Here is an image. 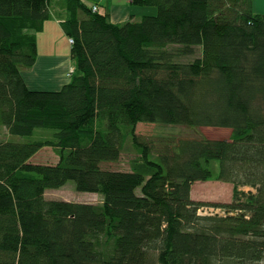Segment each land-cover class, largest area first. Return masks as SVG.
I'll return each mask as SVG.
<instances>
[{
  "label": "trees",
  "instance_id": "obj_1",
  "mask_svg": "<svg viewBox=\"0 0 264 264\" xmlns=\"http://www.w3.org/2000/svg\"><path fill=\"white\" fill-rule=\"evenodd\" d=\"M54 1L0 0V126L26 138L0 141V264H264V15L251 0H132L156 14L118 24L64 0L75 70L33 88ZM141 122L231 132L155 140ZM128 141L130 169H103ZM47 146L57 161L34 160ZM211 179L234 184L232 202L192 198ZM68 180L102 200L46 198ZM211 204L226 214L200 213Z\"/></svg>",
  "mask_w": 264,
  "mask_h": 264
},
{
  "label": "rangeland",
  "instance_id": "obj_2",
  "mask_svg": "<svg viewBox=\"0 0 264 264\" xmlns=\"http://www.w3.org/2000/svg\"><path fill=\"white\" fill-rule=\"evenodd\" d=\"M132 1V0H131ZM95 5L92 6V9ZM98 7V6H97ZM52 9V8H51ZM99 11V7L97 9ZM137 21V20H135ZM63 34L57 33L54 29L51 30V26L47 28L45 33H41L39 36V49L41 53H49L50 44L54 45V50L65 51L69 49L70 44L68 43L69 37L64 38ZM201 55V49L197 47L195 53L190 57H186L189 60L199 57ZM30 73V78L34 84L40 83L44 86H50L43 83L47 77L45 72L41 69H27ZM34 71V72H33ZM33 72V74H32ZM71 69L68 73H73ZM28 74V73H27ZM139 134L143 135L148 139H159L164 137L165 139H180V138H194L200 135L207 136L208 138H229L231 130L222 127H188L177 124H165V123H149L141 122L136 127ZM51 137L50 131L37 130L34 134L36 139H45ZM26 139L25 137L19 135H13L8 132V129L4 126H0V141L12 140V141H22ZM135 157V150L132 148L130 141L126 142L124 152L118 161H103L101 167L103 169H129L130 163ZM58 159L57 153L52 147L42 148L34 157V160L40 162H50L54 163ZM218 170V168H216ZM241 190L248 191L254 190L250 186H243ZM137 191L141 193V188ZM234 194V184L231 182H225L217 179H211L206 181H196L192 186L191 195L196 201L212 202V203H230L233 201ZM47 199H63L69 201L77 202H100L102 196L98 193L83 192L76 189V184L74 180H68L67 183L62 188L48 189L45 193ZM210 208H214V205H209ZM203 210V211H202ZM201 213L205 214H216L214 211L209 213L207 208H202ZM221 215H225V209L219 211Z\"/></svg>",
  "mask_w": 264,
  "mask_h": 264
},
{
  "label": "crops",
  "instance_id": "obj_3",
  "mask_svg": "<svg viewBox=\"0 0 264 264\" xmlns=\"http://www.w3.org/2000/svg\"><path fill=\"white\" fill-rule=\"evenodd\" d=\"M87 5H98L101 14L108 15L113 23L122 24L127 21L140 20L144 15H155L157 9L153 6L136 5L131 0H83ZM251 8L253 13L264 15V0H251ZM52 17L44 24L43 31L37 34L38 57L35 65L29 69H41L45 72L47 79L43 82L50 86H44L40 83L34 84L30 78V73L27 69L24 71V76L33 88H59L64 83L70 80L71 69L74 71L76 62L71 57V44L69 49L65 51L54 50L55 46L50 44L49 53H41L39 47V36L45 33L47 28L51 26V30H55L59 34H63L66 38L62 22L68 17V12L64 0H55L51 9ZM69 36H67L68 38ZM34 72V71H33ZM32 72V74H33ZM28 73V74H27ZM130 169V168H129ZM126 169V170H129ZM192 196V195H191ZM193 198V197H192Z\"/></svg>",
  "mask_w": 264,
  "mask_h": 264
},
{
  "label": "built area",
  "instance_id": "obj_4",
  "mask_svg": "<svg viewBox=\"0 0 264 264\" xmlns=\"http://www.w3.org/2000/svg\"><path fill=\"white\" fill-rule=\"evenodd\" d=\"M98 5H95L94 7H93V10L94 11H97V9H98V7H97ZM69 43L70 44H73L74 43V39L72 38V37H69ZM200 213H201V211H200ZM202 214V213H201Z\"/></svg>",
  "mask_w": 264,
  "mask_h": 264
},
{
  "label": "bare ground",
  "instance_id": "obj_5",
  "mask_svg": "<svg viewBox=\"0 0 264 264\" xmlns=\"http://www.w3.org/2000/svg\"><path fill=\"white\" fill-rule=\"evenodd\" d=\"M209 213H212L214 211H216L217 213H219V211H221V209H215V208H207ZM201 211V210H200ZM203 211V210H202Z\"/></svg>",
  "mask_w": 264,
  "mask_h": 264
}]
</instances>
